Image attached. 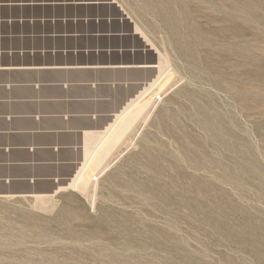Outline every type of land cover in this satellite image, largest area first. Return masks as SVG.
I'll return each instance as SVG.
<instances>
[{"label":"rangeland","instance_id":"rangeland-1","mask_svg":"<svg viewBox=\"0 0 264 264\" xmlns=\"http://www.w3.org/2000/svg\"><path fill=\"white\" fill-rule=\"evenodd\" d=\"M50 1L0 0V18L93 17L76 29L128 51L112 61L153 65L159 54L166 66L143 99L156 68L97 73L123 88H99L96 110L125 114L83 175L88 193L0 195V264H264V0L6 7ZM144 106L97 175L94 162Z\"/></svg>","mask_w":264,"mask_h":264},{"label":"crops","instance_id":"crops-1","mask_svg":"<svg viewBox=\"0 0 264 264\" xmlns=\"http://www.w3.org/2000/svg\"><path fill=\"white\" fill-rule=\"evenodd\" d=\"M82 6L26 2L6 7ZM97 22L82 15L0 18V195L40 194L72 182L88 159L86 148L92 143L94 152L95 138L121 114V108L107 115L96 110L105 101L97 96L99 88H123L97 79V73L126 72L130 64L111 60L127 50L96 45L111 35L76 29ZM40 186L47 187L40 191Z\"/></svg>","mask_w":264,"mask_h":264},{"label":"bare ground","instance_id":"bare-ground-1","mask_svg":"<svg viewBox=\"0 0 264 264\" xmlns=\"http://www.w3.org/2000/svg\"><path fill=\"white\" fill-rule=\"evenodd\" d=\"M102 1V0H101ZM183 1V0H182ZM204 1V0H203ZM213 1V0H212ZM216 1V0H215ZM230 2V1H229ZM106 2L102 1L98 4H104ZM181 3V2H180ZM184 3V2H183ZM233 3V2H232ZM97 4V5H98ZM178 4V3H177ZM176 4V5H177ZM190 5V4H189ZM178 6V5H177ZM164 8V7H163ZM186 9V8H185ZM166 10V9H165ZM190 10V9H189ZM235 10V9H234ZM188 11V10H187ZM218 11V10H217ZM165 12V11H164ZM229 12V11H228ZM232 12V11H231ZM230 12V13H231ZM168 13V11L166 12V14ZM174 13V12H173ZM185 13V12H184ZM239 14V13H238ZM165 15V14H164ZM176 15V14H175ZM232 16V15H231ZM234 16V15H233ZM168 17V16H167ZM235 17V16H234ZM171 18V17H170ZM186 18V17H185ZM169 19V17L167 18ZM173 20H174V17H173ZM172 20V21H173ZM178 22H179V19H177ZM167 21V20H165ZM164 21V22H165ZM170 21V20H169ZM223 21V20H222ZM219 23V22H218ZM225 23V22H224ZM175 24V23H174ZM185 24V23H184ZM171 26V25H170ZM166 27V26H165ZM168 27V26H167ZM167 30V28H166ZM135 32V31H134ZM229 32V31H228ZM137 33V32H136ZM173 38V37H172ZM232 38V37H231ZM223 40V39H222ZM228 42V41H227ZM187 49V48H186ZM253 50V49H252ZM256 50V49H255ZM210 52V51H209ZM209 54V53H208ZM238 54V53H237ZM221 55V54H220ZM236 55V54H235ZM239 55V54H238ZM241 57V56H240ZM247 58V57H246ZM245 59V58H244ZM156 64H153V65H131L129 66V64L127 66H124V67H127L128 69L129 68H156L157 69V74H155L153 76V78L150 79V82L147 84V88L142 90L139 95V98L142 97L143 99V96L145 97V95L149 92V89L152 90L151 88L153 87V85H155L156 83H158L157 81L162 77V75L164 74V71H165V66H166V61L161 59V56L158 54L157 56V60H156ZM130 64H135V63H130ZM164 77V76H163ZM172 85V84H171ZM137 98V97H136ZM138 98V99H139ZM139 101V100H138ZM136 103V101H135ZM134 104H130L128 106V109H127V114L131 111L130 109L135 105ZM138 103V102H137ZM145 105V104H144ZM149 105V104H148ZM135 107V106H134ZM145 109V106L141 109H139L137 112H135L134 114H132L131 116H129L123 123H121V127L116 130L117 132H115V134L112 136V138L110 139V141L108 142L107 146L104 148H102V153L101 155L98 157L97 161L94 162L95 164L92 165L93 167H95V169H97V175L103 170L104 166H105V160L107 159L108 155L111 153V151L113 150V148L117 145V143L119 141L122 140V138L128 133V131L131 129L132 125L136 122V120H138L139 118H141V114L143 112V110ZM137 110V109H136ZM125 111V110H124ZM124 114L123 111L121 114H119L118 116H116V119L114 120V122H112L111 124V129L109 128V130L107 129L106 130V134H101L100 136H97L95 138V149L96 151L93 152V150H91L92 148V143L90 144V147L88 146L86 148V152H85V158L88 157V159H86V162L83 163L84 165L78 170L77 174L75 175V177L73 178L72 182H70L69 184L66 185V188L70 187V188H73V189H78V191H81L82 193H88V190H89V182L91 180H88L87 179L85 180L83 178V175L85 173V171L87 170L88 168V165H90V162L92 160V158L94 157L95 155V152H97V150L101 147V145H103V143L105 142V140L113 133L114 131V126L118 123V121L120 120V118L122 119L124 117ZM122 116V117H121ZM120 125V124H119ZM110 138V137H109ZM109 140V139H108ZM91 142V141H90ZM89 150V151H87ZM82 165V164H81ZM159 168V167H158ZM165 169V168H164ZM164 171V170H163ZM90 179V178H89ZM91 183V182H90ZM93 185V184H92ZM65 187H59L58 190L60 189H63ZM80 189V190H79ZM91 194V193H90ZM89 195V194H88ZM5 197H12V196H9V195H3ZM32 197H35V198H39V199H43V198H46L48 197L49 195H31ZM156 196V195H155ZM161 197V196H160ZM22 198V197H21ZM93 204V203H92Z\"/></svg>","mask_w":264,"mask_h":264},{"label":"water","instance_id":"water-1","mask_svg":"<svg viewBox=\"0 0 264 264\" xmlns=\"http://www.w3.org/2000/svg\"><path fill=\"white\" fill-rule=\"evenodd\" d=\"M50 2H55V3H68V4H76V5H97L98 3L102 2L101 0H57V1H50ZM17 2H13L11 4H16ZM131 65H146V64H129ZM73 178V176H72ZM60 185H55L54 188L49 191V192H44V193H31L33 195H54L57 191ZM2 196V195H1ZM13 197L17 196H31V195H9Z\"/></svg>","mask_w":264,"mask_h":264}]
</instances>
